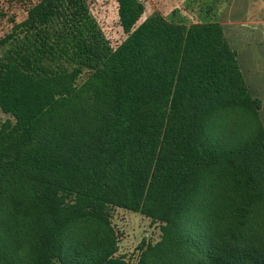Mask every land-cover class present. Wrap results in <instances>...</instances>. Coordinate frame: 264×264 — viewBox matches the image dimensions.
<instances>
[{
  "label": "trees",
  "instance_id": "obj_1",
  "mask_svg": "<svg viewBox=\"0 0 264 264\" xmlns=\"http://www.w3.org/2000/svg\"><path fill=\"white\" fill-rule=\"evenodd\" d=\"M115 1V46L88 0L0 38V264H132L111 208L160 224L136 264H264L262 102L222 26Z\"/></svg>",
  "mask_w": 264,
  "mask_h": 264
},
{
  "label": "rangeland",
  "instance_id": "obj_2",
  "mask_svg": "<svg viewBox=\"0 0 264 264\" xmlns=\"http://www.w3.org/2000/svg\"><path fill=\"white\" fill-rule=\"evenodd\" d=\"M41 0H0V38L10 32L12 20L22 22L28 9ZM107 38L115 46L124 35L118 23L115 0H88ZM142 21L161 15L168 22L190 27L217 23L236 51L246 85L262 102L260 118L264 125V0H142ZM84 75L79 83L85 81ZM9 116L0 110V125ZM119 238L117 256L136 264L143 241L156 244L161 239L160 224L124 209L109 210Z\"/></svg>",
  "mask_w": 264,
  "mask_h": 264
}]
</instances>
